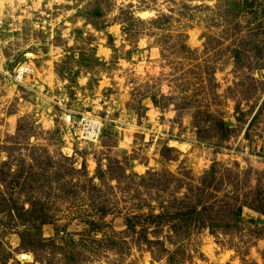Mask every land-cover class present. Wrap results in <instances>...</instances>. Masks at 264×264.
Instances as JSON below:
<instances>
[{
	"label": "rangeland",
	"instance_id": "1",
	"mask_svg": "<svg viewBox=\"0 0 264 264\" xmlns=\"http://www.w3.org/2000/svg\"><path fill=\"white\" fill-rule=\"evenodd\" d=\"M0 264H264V0H0Z\"/></svg>",
	"mask_w": 264,
	"mask_h": 264
},
{
	"label": "trees",
	"instance_id": "2",
	"mask_svg": "<svg viewBox=\"0 0 264 264\" xmlns=\"http://www.w3.org/2000/svg\"><path fill=\"white\" fill-rule=\"evenodd\" d=\"M197 185V184H196ZM206 190L205 191H207V187L205 188ZM195 190H201V187H199L198 185L196 186V188H195ZM189 191H191V189L189 190ZM211 192V191H210ZM207 198H210L209 199V201H212V199H213V196H212V192L210 193V195L209 196H207L206 197V199ZM214 199H216L215 197H214ZM202 200H200V202L197 204V205H194L193 207H192V209H194V210H191V209H189L191 212L190 213H196V212H198L197 211V209L198 208H200V210L199 211H203V210H211V206H213V202L211 203V202H209L208 200H205V202L204 203H202L201 202ZM214 205H215V203H214ZM130 221H127V224L129 223Z\"/></svg>",
	"mask_w": 264,
	"mask_h": 264
},
{
	"label": "built area",
	"instance_id": "3",
	"mask_svg": "<svg viewBox=\"0 0 264 264\" xmlns=\"http://www.w3.org/2000/svg\"><path fill=\"white\" fill-rule=\"evenodd\" d=\"M20 69H21V68H20ZM25 72H26V71H23V72H20V71H19V72H17V78H19L20 76H22ZM84 125H85V126L88 125V129L90 128V130H96V127H97V126H93L92 123L89 122V121H87V120L85 121V124H84ZM88 129H87V130H88ZM99 129H100V128L97 127V130H99ZM93 135H94V131L91 132V133H89V136L92 137Z\"/></svg>",
	"mask_w": 264,
	"mask_h": 264
},
{
	"label": "bare ground",
	"instance_id": "4",
	"mask_svg": "<svg viewBox=\"0 0 264 264\" xmlns=\"http://www.w3.org/2000/svg\"><path fill=\"white\" fill-rule=\"evenodd\" d=\"M20 72H23V71H26V72H28L29 71V69L28 68H26L25 66H23V67H21V69L19 70ZM92 123V125L93 126H97V127H100L97 123H95L94 121L93 122H91Z\"/></svg>",
	"mask_w": 264,
	"mask_h": 264
}]
</instances>
